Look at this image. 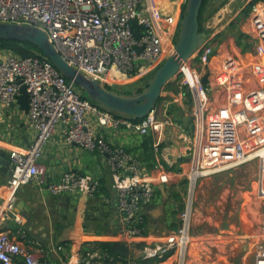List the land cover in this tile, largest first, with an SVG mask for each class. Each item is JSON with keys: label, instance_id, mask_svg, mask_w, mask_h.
I'll return each mask as SVG.
<instances>
[{"label": "built area", "instance_id": "obj_1", "mask_svg": "<svg viewBox=\"0 0 264 264\" xmlns=\"http://www.w3.org/2000/svg\"><path fill=\"white\" fill-rule=\"evenodd\" d=\"M162 3L165 2L0 0V21L44 30L64 61L85 77L119 91L153 71L169 55L165 49L173 47L178 14L166 12L167 6ZM246 30L259 47L253 60L226 53L212 63L214 49L208 33L195 52L179 64L173 77L180 88L178 97L186 91L192 104L193 134L187 139L189 158L185 168L188 192L182 199L176 225L156 238L146 233L143 208L154 198L156 186L168 182V172L159 163L146 171L125 147L98 134L87 114L94 115L99 126L113 130L124 127L144 134L150 129L155 132L153 145L157 147L164 125L170 122L166 108L161 119L155 117L156 106L141 119L125 118L83 97L44 55L18 56L2 49L0 103L9 105L15 101L21 86H25L26 126L32 137L24 149L9 152L10 175L5 192L0 193V264H155L148 261L166 255L174 257L173 264H186L192 240V195L198 178L253 160L257 168L256 193L264 198V2L254 4ZM59 121L66 124L63 135L67 143L102 156L115 195L114 241L122 242L131 255H117L93 243L68 250L70 244L64 241L55 244L53 250L58 257L53 263L50 250L27 236L21 226L16 229L17 238L3 228L6 220L21 222L14 211V190L22 183L32 181L51 194H100L96 178L68 169L51 180L38 163L42 147ZM248 250L243 264H264V237L253 241ZM249 254L253 255L252 263L247 261Z\"/></svg>", "mask_w": 264, "mask_h": 264}, {"label": "crops", "instance_id": "obj_2", "mask_svg": "<svg viewBox=\"0 0 264 264\" xmlns=\"http://www.w3.org/2000/svg\"><path fill=\"white\" fill-rule=\"evenodd\" d=\"M182 1H167L169 5L165 7V11L176 14ZM227 15L229 16V13ZM233 18L234 14H230L227 20ZM246 23L248 24V16L244 24ZM222 28L223 26L213 29L211 26L206 29L211 35L209 40L214 49L212 63H217L225 50L227 53H236L230 48V34L227 35L226 40L217 41L216 37ZM245 33L249 34L247 30ZM249 36L251 37L250 34ZM227 40L228 43H226ZM2 49L5 50L0 47V51ZM179 91L180 88L174 78L170 79L161 89L155 117L163 118L162 110L165 107V114L170 122L164 125L157 147L153 145L155 132L150 129L144 134L131 132L124 127L113 130L99 126L95 116L91 113L87 114L98 134L111 143L125 147L140 161L146 171L159 163L168 172V182L156 186L154 198L143 208L146 233L150 238L163 235L176 225L177 213L181 206L180 194L183 193L181 191L187 184L185 175L189 158L187 139L190 140L192 137L193 122L187 104L188 94L184 91V94L178 97ZM175 97L178 98L174 100ZM26 111L18 102V96L9 105L0 103V166L1 160L10 159V150H22L31 140L32 131L26 126ZM65 126L66 124L61 121L55 124L52 133L42 147L38 163L45 167L46 175L51 180L57 179L61 172L68 169L80 171L90 178H96L101 185L100 194L90 197L77 193L51 194L34 182L28 181L14 190V211L21 217V222L19 224L13 220L3 222V228L8 231L9 235L17 238L16 229L21 226L27 236L37 239L43 248L50 250V259L53 263L58 257V253L53 250L56 243L68 242L70 244L68 250L85 246L87 243L104 248L101 242H113L117 238V213L115 195L111 189V174L98 152L82 150L64 140ZM145 140L147 144H144ZM237 167L197 179L194 204L197 213L200 209H203L206 215L213 213V205L218 204L221 193L225 189V186L221 185L224 180L228 181L234 175L233 173H237ZM6 171L2 172L0 169L1 194L5 192L6 180L9 177ZM217 189H221L219 194ZM200 235L202 234L194 231L191 233V236L196 238ZM228 249L232 250L233 255H226L227 250L222 251L220 247H203L195 243L188 248L186 262L190 264H243L249 251L248 247L235 249L229 247ZM220 256L224 260L219 258ZM148 262L173 264L174 257L166 255L161 259L155 258Z\"/></svg>", "mask_w": 264, "mask_h": 264}, {"label": "rangeland", "instance_id": "obj_3", "mask_svg": "<svg viewBox=\"0 0 264 264\" xmlns=\"http://www.w3.org/2000/svg\"><path fill=\"white\" fill-rule=\"evenodd\" d=\"M163 1L165 2L162 3L163 6L165 4V6L169 5L167 2L169 0ZM185 1L181 2L180 9L177 12L178 21H180ZM261 2H264V0H206L199 27L200 29H207L213 26V29H218V27L223 26L216 37L217 41L226 40L227 35L230 34V48L243 60H253L258 54L259 47L257 42L249 34L245 33L246 29H248V24L244 23L247 16L252 12L254 4ZM228 13L229 16L227 15ZM230 14H234V18L227 20ZM176 36L174 37V43ZM226 43H228V40ZM173 47H167L165 52L171 53ZM223 52L224 54L227 53L226 50ZM194 65L199 69V64L196 60ZM152 73L153 71H150L143 77L134 80L122 90L127 93L137 86L144 85ZM174 81L177 83L176 77ZM76 87L80 90L78 86ZM187 94L190 101H187L188 109L192 118L191 98L189 93ZM237 168V173H233L234 175L228 181L224 180L221 185L225 186V189L221 193L222 196L218 204L215 203L213 205L214 211L209 213L211 215H206L207 213L203 209H200L199 213L194 209L190 233L194 231L202 235L199 238L192 237L189 246L199 243L203 247H220L222 251L225 250L226 252L227 250L226 255H233L232 250L228 249L229 247L234 249L248 247L249 249L253 241L264 237V198H260L256 193V162L253 160L248 161ZM193 189V204H195V192L197 189L195 186ZM220 190L217 189L218 194ZM186 191L185 186V189L181 191L183 193L180 194V202L185 197ZM219 258L224 260L221 256ZM186 264L190 263L186 262Z\"/></svg>", "mask_w": 264, "mask_h": 264}, {"label": "water", "instance_id": "obj_4", "mask_svg": "<svg viewBox=\"0 0 264 264\" xmlns=\"http://www.w3.org/2000/svg\"><path fill=\"white\" fill-rule=\"evenodd\" d=\"M203 1H185L173 51L153 70L144 85L137 86L127 93L108 88L96 79L82 75L61 58L44 30L36 26L0 21V40L27 42L36 46L65 78L80 88L83 97L106 111L129 119H141L156 106L162 87L174 77L179 64L189 58L207 37L208 32L206 29H200L198 22ZM132 24L136 25V21L132 20ZM204 80L205 76L202 77V81ZM18 102L27 110V92L24 85L20 88ZM1 163V171L7 170L6 173L10 175V159L1 160ZM111 251L121 256L132 254L119 241L111 242ZM248 258V262L252 263L253 255L249 254Z\"/></svg>", "mask_w": 264, "mask_h": 264}, {"label": "trees", "instance_id": "obj_5", "mask_svg": "<svg viewBox=\"0 0 264 264\" xmlns=\"http://www.w3.org/2000/svg\"><path fill=\"white\" fill-rule=\"evenodd\" d=\"M205 2L206 0L203 1L201 8H200V12L198 16L199 26H200V17H201ZM0 47L18 56H27V55H32V54L43 55L41 51L37 49L36 46L29 44L27 42H18L14 40H0ZM119 92H125V91L119 90ZM144 144H147V140L144 141ZM101 246H103L104 248H107L108 250H111V242H101Z\"/></svg>", "mask_w": 264, "mask_h": 264}]
</instances>
